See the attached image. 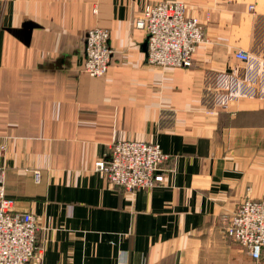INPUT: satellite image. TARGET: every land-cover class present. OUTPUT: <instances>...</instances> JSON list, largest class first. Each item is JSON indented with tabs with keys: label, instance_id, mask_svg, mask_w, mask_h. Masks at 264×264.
Here are the masks:
<instances>
[{
	"label": "crops",
	"instance_id": "obj_1",
	"mask_svg": "<svg viewBox=\"0 0 264 264\" xmlns=\"http://www.w3.org/2000/svg\"><path fill=\"white\" fill-rule=\"evenodd\" d=\"M161 1L204 26L190 68L147 63L132 22ZM92 28L110 34L101 78L80 70ZM117 141L158 144L163 184L95 171ZM1 172L37 219L40 264H264L225 232L264 196V0H0Z\"/></svg>",
	"mask_w": 264,
	"mask_h": 264
},
{
	"label": "built area",
	"instance_id": "obj_2",
	"mask_svg": "<svg viewBox=\"0 0 264 264\" xmlns=\"http://www.w3.org/2000/svg\"><path fill=\"white\" fill-rule=\"evenodd\" d=\"M182 2L161 1L147 4L132 25L148 40L147 63L158 68H190L194 55L205 41L204 26L196 17H187ZM109 31L92 28L83 37L84 61L81 72L101 78L111 59ZM234 58L247 63L250 55L239 50ZM236 71V70H234ZM164 154L156 143L117 141L109 152L96 161L94 170L107 182L124 191L152 189L163 184L169 171ZM39 180V174L35 173ZM0 173V264H40L42 250L38 244V222L33 214L17 212L14 201L5 196ZM226 236L241 245L253 260L264 254V196L244 200L228 218Z\"/></svg>",
	"mask_w": 264,
	"mask_h": 264
},
{
	"label": "water",
	"instance_id": "obj_3",
	"mask_svg": "<svg viewBox=\"0 0 264 264\" xmlns=\"http://www.w3.org/2000/svg\"><path fill=\"white\" fill-rule=\"evenodd\" d=\"M83 45H84V42H83ZM145 47H146V52H147V47H148V40L146 38V41H145Z\"/></svg>",
	"mask_w": 264,
	"mask_h": 264
}]
</instances>
